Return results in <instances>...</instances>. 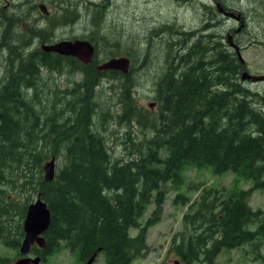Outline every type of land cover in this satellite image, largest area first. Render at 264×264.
Masks as SVG:
<instances>
[{
  "label": "trees",
  "instance_id": "16d2710c",
  "mask_svg": "<svg viewBox=\"0 0 264 264\" xmlns=\"http://www.w3.org/2000/svg\"><path fill=\"white\" fill-rule=\"evenodd\" d=\"M24 3L14 6L15 18L24 15ZM100 3L90 4V32L68 38L92 44L94 54L87 65L31 47L34 39L53 42L54 30L71 23L75 12L65 3L56 6L60 12L52 19L22 22L24 37L22 32L9 37L8 21L1 43L7 58L0 82V243L17 253L27 206L39 197L49 212L41 234L44 248L35 249L40 263L68 249L82 264L95 250L103 264H129L140 246L128 232L138 227L150 194L161 182L175 180L183 166L192 165L209 167L215 174L229 170L252 185L204 188L192 212L183 216L186 232L178 233L175 254L183 264H213L221 251L251 245L253 259L261 258L258 240L264 241V220L248 228L262 214L250 208L247 198L250 190L264 188V97L245 85L241 62L215 34L165 24L158 29L167 39L161 43L164 68L154 85L157 117L144 116L130 95L131 71L95 67L98 47L109 42L100 31ZM122 53L129 56L128 50ZM43 73H74L78 79L60 91H52L48 81L47 94ZM103 80L119 81V110L97 121L92 119L94 101ZM108 119L128 129L124 135L131 150L126 159L111 156L103 134ZM133 123L149 132L136 143L130 142ZM51 158L55 169L46 180L43 166ZM6 262L0 258V264Z\"/></svg>",
  "mask_w": 264,
  "mask_h": 264
},
{
  "label": "rangeland",
  "instance_id": "374dc122",
  "mask_svg": "<svg viewBox=\"0 0 264 264\" xmlns=\"http://www.w3.org/2000/svg\"><path fill=\"white\" fill-rule=\"evenodd\" d=\"M23 1L25 2L23 4L24 15H18L15 18V7ZM200 1L210 5L213 3L212 0H0V16H8L7 21L5 18H0V82L3 79L4 59L7 58V51L2 48L1 43H4L2 39L5 29L9 25L8 21L10 23L9 37L20 32L24 37V33L27 34V29L22 28V22L26 21L27 24L33 17L39 22H42L44 17L52 19L60 12L56 6L63 2L69 10H74L75 15L71 23L54 30L55 39L53 42H57L59 39L72 40L73 38H68L85 36L90 32V18L92 17L89 11L90 4L101 2L103 10L100 15V24L103 26L100 31L105 33L109 42H106L101 48L98 47L99 57L95 62V67L110 58L120 57L122 52L128 50L129 56L134 61L132 62L129 56L126 57L128 58V68L123 73L131 71L127 76L128 80L130 79L132 82L130 89L132 101L144 116L155 119L157 106L153 98L154 85L164 68L162 65L163 44L161 43L167 39V33L159 32L158 29L162 25L172 24L178 30H196L198 28L201 30L204 26L200 19L201 9H189L190 3L199 5ZM223 2L230 8L228 10L235 11L234 13L239 16L240 21L223 17V21L217 24V27L207 32L215 34L214 38L219 40L220 34L224 36L227 28H238L242 25V13L244 20L247 19L246 29L245 32L235 37L236 43L244 46L239 48V55L245 67L241 70H245L251 75H264V0H224ZM40 3L45 6L47 14L41 13L37 8V4ZM12 5L13 11H10ZM30 5L35 6L32 11L29 9ZM21 8L22 6L18 8L17 12L21 13ZM69 13L72 16V12L69 11ZM16 23L17 27L15 28ZM74 39L85 40L83 38ZM40 44L41 42L34 39L31 47H40ZM238 45L237 47H239ZM229 46L228 49L236 53L233 46ZM147 48L145 59H142ZM118 50L119 53H116ZM112 54L118 56L108 57ZM43 75L46 80L43 90L46 89L47 94L49 84L53 87L52 91H60L69 89L72 87L73 81L78 79L74 73H43ZM48 81L51 83L48 84ZM245 85L258 92L260 98L264 97V81L254 83L247 81ZM96 92L97 98L94 103L97 109L96 115L93 114L92 119L98 121L103 116L118 112V80H103ZM126 132L128 129L123 124L117 123L115 119L112 122L111 119H108L105 123L103 134L106 137V144L111 156L124 159L128 157L125 154L131 148L128 147L129 140L125 139ZM129 135H131L130 142L136 143L143 138V135H149V132L143 133L141 128L133 123ZM251 185L250 180L229 170L215 174L209 167L183 166L177 172L175 180L161 182L157 191H152L148 203L138 219V227L129 230V235L138 239L135 241V246H140L139 250L133 252L134 256L129 264H183L175 254L174 245L179 242L178 233L186 232L183 216L192 212L194 206L191 207V205L198 199L201 191L209 187L223 188L224 190L248 189ZM247 202L252 210H258L262 214L258 220L248 226L253 230L260 220H264V188L250 190ZM172 237L175 238L173 245L170 242ZM258 245L261 258L253 259L252 246L243 245L237 249L221 251L215 257L213 264H264V241L258 240ZM27 256L33 257L31 254H27ZM2 257L9 261L6 263L13 264L20 256L18 250L15 253L14 250L0 243V258ZM46 258L43 263L39 264H82L68 249H59ZM92 264H103V256L101 254L95 256ZM191 264L206 263L195 261Z\"/></svg>",
  "mask_w": 264,
  "mask_h": 264
},
{
  "label": "water",
  "instance_id": "95a60500",
  "mask_svg": "<svg viewBox=\"0 0 264 264\" xmlns=\"http://www.w3.org/2000/svg\"><path fill=\"white\" fill-rule=\"evenodd\" d=\"M37 8L43 14H47L45 6L40 3L37 4ZM221 9V8H220ZM224 16L234 17L240 21L238 15L233 14L231 11H223ZM227 40L229 45L233 46L238 58L242 61L238 47L231 41V37L227 34ZM40 49L43 51H49L60 55L71 56L84 65L89 64L92 61L94 50L92 45L87 40L72 39V40H59L51 44L41 42ZM97 69L117 70L119 72H126L128 68V59L126 57L110 58L101 64L96 66ZM240 78L249 82L264 81V75H251L245 70H241ZM53 158L46 162L43 166L44 177L46 180H50L53 176ZM49 224V212L46 204L39 198H35L28 206L22 220V232L23 236L18 246L19 258L13 264H37L39 257L24 256L29 251L31 245L35 244L37 247L42 248L44 246V240L41 236L42 232L47 229ZM98 250H95L83 264H92Z\"/></svg>",
  "mask_w": 264,
  "mask_h": 264
},
{
  "label": "flooded vegetation",
  "instance_id": "af4514ba",
  "mask_svg": "<svg viewBox=\"0 0 264 264\" xmlns=\"http://www.w3.org/2000/svg\"><path fill=\"white\" fill-rule=\"evenodd\" d=\"M188 1H190V0H188ZM223 1L224 0H212V2H213L212 5H210L209 3L206 4L204 1H200L198 3L199 5H192V3H190L191 7L189 9H199V8L201 9L200 10V19H202V23L204 24V26L201 29H203L205 31H209L211 29H214V27H217L216 26L217 24H220L223 21V17H225V18L228 17V18L235 19L234 17H229V16H224L223 15V11H232V10H228L230 8ZM10 11H13V5H12V9ZM234 12H233V14H235ZM241 16H242V19H243L242 25L239 26L238 28L237 27H235V28H230V27L227 28V30L225 31V35H224V38H226L225 41H223V37H222L223 35L220 34V39H219L220 45H222V47H224L226 49L228 54L231 53V51H233V50L228 49L230 46H229V43H228V40H227V34L228 33L232 34V36H230L231 40H233L232 43L237 46L238 44L236 43L235 37L237 35H240L243 32H245V29H246L245 22H246L247 19L244 20V16L242 15V13H241ZM238 46H239L238 47V52H239V48H243L244 46H242L241 44L238 45ZM234 54H235L236 58L239 59L235 52H234ZM238 61L241 62L240 63V68L244 69L245 67H244V64L242 63V61H240V59ZM31 247H33V249ZM42 248H44V246ZM42 248L37 247L35 244H33V245L30 246L29 251L27 252V254H31L33 257H36V256H38V252H36L35 249L36 250H40ZM27 254H25L24 256H27ZM39 263H40V257H39V261H38L37 264H39Z\"/></svg>",
  "mask_w": 264,
  "mask_h": 264
}]
</instances>
